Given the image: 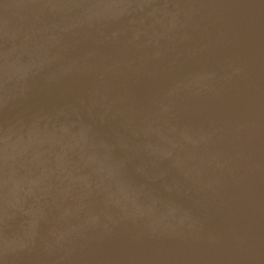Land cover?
<instances>
[{
    "label": "water",
    "instance_id": "water-1",
    "mask_svg": "<svg viewBox=\"0 0 264 264\" xmlns=\"http://www.w3.org/2000/svg\"><path fill=\"white\" fill-rule=\"evenodd\" d=\"M0 264H264V0H0Z\"/></svg>",
    "mask_w": 264,
    "mask_h": 264
}]
</instances>
